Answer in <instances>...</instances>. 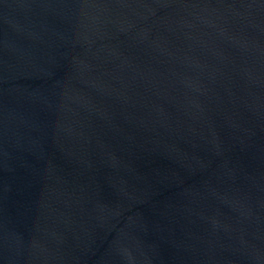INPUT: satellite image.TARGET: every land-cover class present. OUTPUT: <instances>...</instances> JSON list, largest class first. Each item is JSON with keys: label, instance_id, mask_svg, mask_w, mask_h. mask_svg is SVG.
I'll return each mask as SVG.
<instances>
[{"label": "water", "instance_id": "95a60500", "mask_svg": "<svg viewBox=\"0 0 264 264\" xmlns=\"http://www.w3.org/2000/svg\"><path fill=\"white\" fill-rule=\"evenodd\" d=\"M0 264H264V0H0Z\"/></svg>", "mask_w": 264, "mask_h": 264}]
</instances>
